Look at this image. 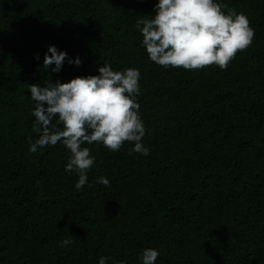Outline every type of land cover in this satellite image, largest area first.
I'll return each mask as SVG.
<instances>
[{"label":"trees","instance_id":"obj_1","mask_svg":"<svg viewBox=\"0 0 264 264\" xmlns=\"http://www.w3.org/2000/svg\"><path fill=\"white\" fill-rule=\"evenodd\" d=\"M216 2L254 30L226 70L149 59L136 21L158 0H0V264H142L147 248L155 264H264V0ZM50 45L67 53L59 72L43 67ZM105 63L140 71L150 151L85 143L95 162L78 191L62 142L29 151V85L99 75Z\"/></svg>","mask_w":264,"mask_h":264},{"label":"clouds","instance_id":"obj_2","mask_svg":"<svg viewBox=\"0 0 264 264\" xmlns=\"http://www.w3.org/2000/svg\"><path fill=\"white\" fill-rule=\"evenodd\" d=\"M155 12L151 19H137L136 28L142 34V46L149 59L165 68L199 70L216 65L226 70L236 54L246 50L254 38L247 17L216 0H158ZM66 58L65 51L50 45L44 54L43 67L59 72ZM35 59L39 60L38 54ZM68 63L79 66L81 61L68 59ZM98 72L99 75L78 76L64 83L46 81L43 87L29 85L35 104L31 112L35 117L32 129L38 134L34 142L29 138V151L36 153L62 142L70 152L65 171L78 176L75 185L78 191L87 183V173L95 162L90 149L81 147L85 143H99L110 151H118L128 142L134 144L129 155L148 156L150 151L142 143L146 130L136 102L140 71L135 68L114 71L105 63ZM95 182L110 185L105 177ZM72 242L64 240L60 246ZM159 255L153 248L143 250L142 264H155ZM109 259L102 256L98 264H106Z\"/></svg>","mask_w":264,"mask_h":264}]
</instances>
